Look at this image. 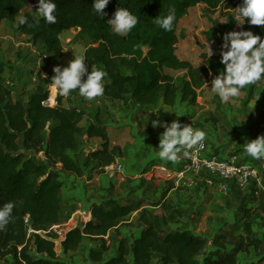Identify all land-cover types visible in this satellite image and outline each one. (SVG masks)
I'll list each match as a JSON object with an SVG mask.
<instances>
[{
    "label": "trees",
    "instance_id": "1",
    "mask_svg": "<svg viewBox=\"0 0 264 264\" xmlns=\"http://www.w3.org/2000/svg\"><path fill=\"white\" fill-rule=\"evenodd\" d=\"M38 2L0 0V25L4 20H15L28 5L37 8ZM54 3L55 23L48 24L43 17L26 15L28 23L18 22V30L31 44H42L49 52L60 55L63 49L61 35L79 28V34L90 40L85 51L89 71L93 66L105 73L104 92L93 100L102 97L105 101L131 102L151 110L161 103L169 107L178 103L196 105L198 90L206 86L211 74L219 75L225 68L220 63L222 35L235 30L234 8L242 4V0H110L104 17L93 11V0H54ZM198 5L213 12L227 11L228 20L222 32L211 28L205 33L207 42L217 43L219 54L211 58L205 54L203 58L207 65L195 68L178 56L176 46L180 20L188 15L189 9ZM120 7L127 8L138 19L137 25L126 36L113 33L107 23ZM170 12L175 14L173 29L165 31L154 23V19ZM242 30H251L264 38V26L246 22ZM5 71L0 51V206L9 201L14 203L10 222L0 229V260L8 264H63L55 251L56 235H29L25 217L29 215L30 226L36 232L48 231L62 223L63 173L56 167L61 164L63 171L78 177L93 169L103 173L116 162L120 147L112 145L107 126L98 115L87 126L84 124L86 113L75 101L77 95L83 97L75 90L68 96L51 93V104L57 100L55 107L42 105L49 93L41 86L29 100H15L13 91L3 79ZM167 71L186 72L188 79L178 81ZM85 137L98 144L86 156L83 154ZM31 153L44 154L45 161L37 162ZM166 197L167 193L163 194L157 203L163 214L143 209L140 215L143 228L132 240L120 235V227L140 206L122 204L118 199L94 204L92 220L68 232L60 242L63 253L93 241L100 245L89 251L88 260L92 264H202V259L209 253L210 240L192 230H171L169 226L178 223L183 212ZM257 211H261L263 218L264 205L255 211L244 207L241 212L249 239L247 247L256 251L264 243L260 238L251 239ZM113 233L118 234L116 253L106 257L110 251L106 237ZM223 239L220 235L213 239V245L219 250L225 249ZM243 244L220 253L216 264H240L237 255ZM257 264H264V257Z\"/></svg>",
    "mask_w": 264,
    "mask_h": 264
},
{
    "label": "rangeland",
    "instance_id": "2",
    "mask_svg": "<svg viewBox=\"0 0 264 264\" xmlns=\"http://www.w3.org/2000/svg\"><path fill=\"white\" fill-rule=\"evenodd\" d=\"M36 10L37 8L34 5H28L19 13V15L41 17ZM226 12L227 11H222V9H218L214 12L209 11L204 5H198L195 8L189 9L188 15L180 20L177 27V36L179 41L176 47L178 56L183 60L189 61L195 68L207 65L203 56L205 54L209 56V46L213 50L212 56L219 54V51L217 50V43L207 42L205 33L211 28H216L222 32V29L226 26L228 20ZM18 22L19 16H17L15 20H4L0 25L1 60L6 65V71L3 74V79L6 85L13 91V97L15 100H29L31 95L40 86L46 89L50 96L51 93L49 91V83H51V78L55 74L53 71L54 67L67 66L68 63L75 58V55L85 56V51L90 46V40L85 35H80V31H76L74 29L67 31L60 37L63 47L62 52L60 55H55L54 53L49 52L42 44H31L29 38L18 30ZM243 26H239L237 24L235 31L242 30ZM122 35L126 36L127 33ZM37 54L42 55L41 61L38 60L39 57ZM85 64L87 66L86 59ZM167 72L172 74L178 81L182 78L188 79V74L186 72ZM213 78L214 76L211 74L209 76V82L206 86L203 89L198 90L196 105L193 106L178 103L176 109L168 115L166 122L170 124L173 118L172 114H177L179 110L184 111L183 113L186 111L188 114L184 115V117L194 120L193 127L196 130L204 131L206 135L210 136L209 138L211 143L216 142L217 139L218 142L225 143V147L229 148L231 152H235V155L239 156L241 159H251V157L247 156V153L244 151V143L248 140H254L261 135H264V79L254 84L245 86L237 97L230 98L228 102H221L219 97L210 90ZM75 101L76 104L86 113L84 122L86 126L91 123L97 115L109 125V133L113 134L112 140L115 141L116 144L120 145V155L117 157L116 161L118 165L123 166L124 164H127L130 168L132 165H135L136 167L131 170H134L138 174H141L142 170L140 167H142L143 169L145 168L143 172L149 174L147 179L144 178V180L138 181V184L133 183L134 181H120L117 184L114 193H111V196L116 198L117 196H123V194H125V198L133 200L136 206H140L141 203L156 205V203L148 202V200L150 198L154 199V197L161 198L163 194H166L165 189L169 187L168 181L164 175L159 173V176H162L158 177L156 176L158 173H152L155 165L164 166L165 164L161 165V163L166 162L158 157L159 146L157 148L153 146L154 139L160 138V134L164 131L163 127L154 129V126L151 123L152 120L158 119L159 115L152 114L154 109L149 110L146 108L144 110L140 109V111L137 110V113H143V118L141 120L142 123H137L133 118L134 124H136L135 126H132L128 123L129 118L127 117L133 116L131 113L134 112L135 109H133L132 104L128 102L122 103L108 100L105 101L102 97L89 101L80 98L78 95L75 97ZM63 102L66 104L65 100ZM146 116H149V118ZM122 119H125V121ZM151 132L154 136L150 139L148 138V135ZM140 134L144 135L142 136ZM85 140L86 137L83 143L85 145L83 154L86 156V154H88L91 150H95L96 145L98 146V144ZM158 142L160 143L159 139ZM140 145L151 148L152 153H144L147 155L144 157H138V159L136 156H128L129 149L137 150V146L140 148ZM182 154L183 153L181 152L179 156ZM84 155H82V160L85 159ZM30 156L37 162L45 161V156L42 153L38 155L31 153ZM127 156L128 158L125 159V161H122V157ZM148 159L149 161L147 163L153 162L144 167L143 164ZM151 167L153 168L151 169ZM56 168L63 173V175L67 173L63 171L61 164H59ZM93 171H95V173ZM86 172L87 177L89 178V176H91L92 178L85 180V189L96 190L95 194H99L98 198L102 196V199H106L107 173H105L106 175L104 173L100 174V171H97V169L87 170ZM120 173L122 172L120 171ZM136 173L133 175H136ZM163 176L165 178L164 183H160L158 188L155 189L154 187H150L152 186V181L159 180L160 178H163ZM62 179L63 177L61 178V181ZM143 188H145V191ZM185 190H188V188L186 187ZM215 194L217 193L214 191V194H210L208 198L202 201L199 205L197 204L190 207L188 211L190 216L188 218L181 217L182 222L180 224H182V226H179L181 229H190L198 235L207 237L210 240V245L213 244V239L216 236L229 234L233 227L232 230L235 232L233 233L234 237H226L228 244L233 245L239 241V232L241 234L244 233V231L242 232V230L239 229V223L236 225H230V223H227L226 221L228 212L231 207L234 206L233 203L235 201L234 199L228 200L231 198L225 195H222L220 198V196H216ZM201 200L202 199L200 198L199 201ZM197 202L198 201H195V198L192 195L191 198L188 199L187 204L192 203L194 205ZM230 202H232V204H230ZM79 203L80 202H78V204ZM78 204L76 208L79 209L80 207ZM242 207L243 205L238 209L237 213L241 212ZM63 211L65 213V217H68V210L64 208ZM234 216L235 215H232L230 221L234 220ZM86 218L87 217L84 213H82V215H77L76 217L71 215L67 221L66 218L62 221V229L65 231V234H67L79 225L86 224L88 222ZM135 221L136 218L132 222V225L125 223L122 226L120 231V235L122 237L132 240L134 236L137 235L139 232V223H135ZM261 221V223H257L256 225L257 229L252 235L253 238L260 236L264 237L261 229H264V220L261 219ZM169 228L173 231L177 229V227L172 224ZM117 236V233H113L111 234V237H106L107 244L110 248L106 257L116 253ZM63 240L64 238L59 239L60 242ZM99 245V242L86 241L76 253V257L78 259L81 258L83 261L82 264H92L88 260L89 251L91 248H99ZM55 251L60 256V260L63 264H69V260H71L70 264H79L76 259L74 260L75 256L65 258L63 250L61 252V244L59 245L57 242ZM217 252L221 251H212V249H209L207 262L205 264H213L211 257L213 256L212 254ZM253 253H256V258L264 257L263 248L258 251L254 250ZM0 264L8 263L4 260H0Z\"/></svg>",
    "mask_w": 264,
    "mask_h": 264
},
{
    "label": "clouds",
    "instance_id": "3",
    "mask_svg": "<svg viewBox=\"0 0 264 264\" xmlns=\"http://www.w3.org/2000/svg\"><path fill=\"white\" fill-rule=\"evenodd\" d=\"M110 0H93V11L100 16H105L104 11ZM233 19L239 26L246 22L254 26H264V0H242V4L234 8ZM56 4L54 0H39L36 12L43 17L45 23L56 22ZM19 23L27 24L26 16L19 15ZM175 19L174 12L167 16H158L154 23L165 31H172ZM39 23V20L36 21ZM115 34H126L138 23L137 17L127 8H117L112 17L107 21ZM31 26V25H29ZM208 55H213L209 46ZM220 63L225 66L214 76L210 90L215 93L221 102H228L230 98L237 97L245 86L254 84L264 79V38L256 35L251 30L229 31L223 36L221 45ZM85 56H76L67 66H55L51 78L50 93L68 96L74 90L84 99L93 100L104 92L103 78L105 73L92 66L91 71L85 64ZM86 77V78H85ZM161 109V108H160ZM154 110L159 114V110ZM173 112V111H167ZM154 127H163L160 134L158 157L163 161L175 163L178 155L183 152L189 155V150L200 145L205 139V132L194 130L191 125L182 124L179 119L170 124L166 121L154 119ZM244 151L253 159L264 158V135L244 143ZM14 203L0 206V229L4 228L11 219Z\"/></svg>",
    "mask_w": 264,
    "mask_h": 264
},
{
    "label": "crops",
    "instance_id": "4",
    "mask_svg": "<svg viewBox=\"0 0 264 264\" xmlns=\"http://www.w3.org/2000/svg\"><path fill=\"white\" fill-rule=\"evenodd\" d=\"M128 103L131 104V102H128ZM132 106H133V109H135V111L131 113V115H133V116H129L127 118H129L128 123L131 124L132 126H135L136 123L134 124V121L141 124L142 123L141 120L143 118L142 117L143 113L139 114L140 112L137 113V110L140 111V109L144 110L146 108H143L139 105H133V104H132ZM176 106L177 105H175L174 107H169V106H166L165 104L161 103L154 109V110H158L161 108L159 110V114H157L156 112H153L152 114L159 115L158 119H161V121H167V117L171 113V112H167V111H174L176 109ZM151 110H153V109H151ZM183 112L184 111L179 110V112L177 114L176 113L172 114L173 118H172L171 122L173 120L179 119L182 124L191 125V127L194 130H196L193 127L194 120H191L190 118L187 119L186 117H184V115H186L188 113H186V111H185V113H183ZM146 117L149 118V116H146ZM133 118H134V121H133ZM122 120L125 121V119H122ZM104 123L107 126L109 138H110L111 142H113L112 145H118L120 147L119 144H116L115 141L112 140L113 134L109 133V125L106 122H104ZM114 127H116V126H114ZM157 128L158 127H154V129H157ZM152 132L149 133V135H148V138H150V139H151V137L154 136V134ZM140 135L143 136L144 134H140ZM209 137L210 136L205 134V139L207 141V150L202 154V158L210 159L211 156L217 155V156H219L225 160H230V161H233L235 163L245 164L247 167H252L258 172V174H259L258 181L255 179H252L251 182L248 183V185H246L244 187H240L236 182L223 180L217 174H211L210 172H208L205 169H202L200 172H196L191 167L190 160H187V164H189V169H185L184 165H181L180 163H178V161H176L175 163H173L171 161H166L164 163H161V165L165 164L166 166L165 165L164 166L155 165L156 167L154 166V170H152L153 171L152 173H158V175H156L158 177H161L162 175L165 176L166 180L168 181V185H169V187L165 189L166 193H167L166 200L168 202H170L171 204H173V206H176L178 209L182 210V212H183L182 218H184V217L188 218L190 216L188 214L190 207L195 206L197 204L199 205L202 201H204L206 198H208V196L210 194H214V191L217 193L215 195L220 196V198L222 197V195H225V196L231 198L228 200L234 199V201H235L233 203L234 206L231 207L230 211L228 212L226 221H227V223H230V225L231 224L236 225L237 223H239L240 224L239 229H241L243 232L244 231V225H243V221L241 220V212H242L243 208L247 207V208L255 211L257 208L264 205V198L262 197V194L264 193V158L259 159V160L253 159V158H251V159L249 158L248 160L241 159L239 156L235 155V152L233 153L229 150V148L225 147L226 146L225 143L218 142L217 139H216V142L211 143V140ZM158 139L160 140V138H155L153 141V146L156 148L159 146ZM85 141H88L87 138ZM96 148H97V145H96ZM129 150H128V152H129L128 156H136L137 159H138V157H144L147 154L152 153L151 148H149L147 146H143V145H140V148H138V146H137V150H135V149H131L130 151ZM144 153H147V154H144ZM128 156L122 157V161L123 160L125 161V159H127ZM247 156H248V154H247ZM148 161H149V159L146 162H144V164H143L144 167H146L149 163L153 162L152 161V162L147 163ZM120 166H121V170H119V172L118 171H116L115 173H110V172H106V171L103 172L104 174L107 173V178H106L107 179V198L106 199H102V196H100L98 198L99 194H95L96 190L94 191L93 189H90V190L88 189L89 190L88 191L85 189V187H86L85 186V180L92 178L91 176H89V178L87 177V174H86L87 172L82 177H78V176L71 174L69 172H67L65 175H63V179H62L63 187H62V191H61V195H60V198L62 201L63 220H65V218H66V221H67L71 215L76 217L77 215H82V213H84L85 216L87 217L86 220L90 221V220H92V213H91L92 206L94 204H104L106 202V200H109V199H118V200H120V202L122 204H129V203L134 204L133 200H131L130 198H125L126 197L125 194H123V196L121 195V196H117L116 198H113L111 196V193L112 194L114 193L115 188L120 181H122V182L134 181L133 183L138 184V181L144 180V178L147 179L149 174L143 172V170L145 168L143 169L142 167H140V169L142 170L141 174H138L134 170H131V169H134L136 167L135 165L134 166L132 165L131 168L127 164L126 165L124 164L123 166L120 165ZM152 168L153 167H151V169ZM120 171L122 173H120ZM93 172L95 173V171H93ZM103 173H100V174H103ZM134 173H136V175H133ZM159 173L162 175L159 176ZM164 176H163V178H160L159 180L152 181V184H151L152 186H150V187L151 188L154 187V189L158 188L160 183H164V179H165ZM169 179H171V180H169ZM186 187L188 188V190H185ZM144 189L145 188H143V190ZM155 192H156V190H155ZM93 194H94V196H93ZM192 195L194 196L195 201H198V202L194 205L192 203L187 204L188 199H190ZM200 198L202 199L201 201H199ZM124 199H126V200H124ZM161 199H162V197L161 198L154 197V199L150 198L148 200V202L156 203V205H148V204L141 203L139 209L136 212L132 213V215L127 217L124 224L126 223L129 225H132V222L134 221L135 218H136L135 223H139V232L137 233V235L134 236V238H137L139 236V234L143 228V225H141V223H140V215H141L143 209L155 210L156 213L163 214V211L161 210L160 205L157 204ZM154 200H156V201H154ZM78 202H80V203L78 204ZM77 204L80 207L79 209L76 208ZM230 204H232V202H230ZM242 205H243V207L241 209V212L237 213L238 209ZM64 208H66V210H68V213H67L68 217L67 216L65 217V213L63 211ZM232 215H235L234 220L230 221ZM254 217L256 218V223L252 227L253 234H254L255 230L257 229V227H256L257 223H261L262 222L261 219L263 220V218H264V217L262 218L261 211H257V213H255ZM181 222H182V219L180 218V221L178 223H174L172 225L176 226L177 227L176 230H178V229H181V227L179 226V225L182 226V224H180ZM83 225H85V224H83ZM83 225H79V226H83ZM122 226L120 227V231H121ZM232 229H233V227H232ZM232 229L229 232V234H224L225 236L221 235L224 237V239H223V241H224L223 243L225 246L224 250H219L213 244L210 245V243H209V247H210L209 249L210 250L212 249V251L219 250L222 253L224 251L229 252L234 248H238L239 246H241L244 243L242 251L237 255L239 263L240 264H257L258 260L261 257L256 258L255 257L256 253L255 254L253 253L254 249L252 247H247V245L249 243V241H248L249 239H247V235L245 234V231L242 234L239 232V234H240L239 235V241H237L233 245L228 244L226 237L230 238L231 236H233V233H235V232H233ZM261 229H262V233L264 235V229L263 228H261ZM188 230H190V229H188ZM255 238H260L264 241V237L260 236V237H255ZM242 239H244V242H242L243 241ZM251 239H254V238L251 236ZM211 246H212V248H211ZM261 248L264 249V243L261 245V247L258 250H260ZM79 250H80V248L75 250V251H69L68 253L63 254V255L65 258H70L72 256H75L74 260L76 259L77 263L82 264L83 261L80 258L81 256L79 257L80 259H78L76 257V253ZM61 252H62V244H61ZM221 252H217V253L213 254L212 257L210 256L212 258L213 264H216L217 258ZM57 255H58V253H57ZM70 261L71 260H69V264H70ZM206 262H207V256L202 259V264H205Z\"/></svg>",
    "mask_w": 264,
    "mask_h": 264
},
{
    "label": "built area",
    "instance_id": "5",
    "mask_svg": "<svg viewBox=\"0 0 264 264\" xmlns=\"http://www.w3.org/2000/svg\"><path fill=\"white\" fill-rule=\"evenodd\" d=\"M34 52L36 53L35 50ZM37 55L39 57L38 60L41 61L42 55L41 54H37ZM42 105L44 107H55L57 106V100H56V104L53 106L51 104L50 96H49L47 100L42 102ZM202 144L203 147L197 145L195 146L194 149L189 150L188 156H185L184 154L178 156V160H177L178 163L184 165L185 169H189V164H187V160H190L191 167L196 172H200L202 169H205L211 174H217L223 180L236 182L240 187H244L248 185V183L251 182L252 179L258 181V177H259L258 172L252 167H247L245 164L235 163L230 160H225L217 155L211 156L210 159L202 158V154L207 150V141L204 139ZM119 170H121V166L117 165L116 162L111 166L105 168V171L110 173H115V171H119ZM25 224L29 226V235L33 233H38L43 236L47 234H54L56 235L55 242L56 240H59L61 238L65 239L66 234L65 231L62 229L63 226L62 223L52 226L51 228H49L48 231L36 232L30 226V217L29 215H27L25 217Z\"/></svg>",
    "mask_w": 264,
    "mask_h": 264
},
{
    "label": "water",
    "instance_id": "6",
    "mask_svg": "<svg viewBox=\"0 0 264 264\" xmlns=\"http://www.w3.org/2000/svg\"><path fill=\"white\" fill-rule=\"evenodd\" d=\"M74 30H76V31H80V29H79V28H75Z\"/></svg>",
    "mask_w": 264,
    "mask_h": 264
},
{
    "label": "bare ground",
    "instance_id": "7",
    "mask_svg": "<svg viewBox=\"0 0 264 264\" xmlns=\"http://www.w3.org/2000/svg\"><path fill=\"white\" fill-rule=\"evenodd\" d=\"M56 242H59V243H60V241H59V240H56Z\"/></svg>",
    "mask_w": 264,
    "mask_h": 264
}]
</instances>
